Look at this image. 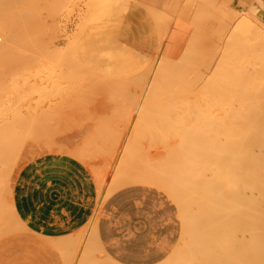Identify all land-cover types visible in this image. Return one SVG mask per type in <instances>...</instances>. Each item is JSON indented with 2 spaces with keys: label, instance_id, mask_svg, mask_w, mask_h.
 <instances>
[{
  "label": "bare ground",
  "instance_id": "bare-ground-1",
  "mask_svg": "<svg viewBox=\"0 0 264 264\" xmlns=\"http://www.w3.org/2000/svg\"><path fill=\"white\" fill-rule=\"evenodd\" d=\"M261 5V4H260ZM40 6V5H39ZM40 8V7H39ZM52 11V10H51ZM54 14V13H53ZM51 15V14H50ZM48 16V15H47ZM40 17V15H39ZM37 18L36 20H39L40 21V18ZM37 21V22H39ZM17 23V22H16ZM36 23V22H35ZM54 23V22H53ZM37 24V23H36ZM39 24H42L41 22ZM56 24V23H55ZM8 25V24H7ZM46 25V24H45ZM14 26V25H12ZM37 26V25H36ZM40 26V25H39ZM33 27V26H32ZM55 27V26H54ZM37 28V27H36ZM51 28V26H50ZM16 29V27H15ZM33 29V28H32ZM40 29V28H39ZM9 30V29H8ZM11 30V29H10ZM38 30V29H37ZM16 31V30H15ZM34 31V30H33ZM32 31V32H33ZM44 33V32H43ZM47 32H45L46 34ZM53 33H54V28H53ZM57 33V32H56ZM43 34V35H45ZM55 34V33H54ZM53 35V34H52ZM50 38L53 40V38H55V36H48L46 34V38ZM53 37V38H51ZM32 39H34L33 37H31ZM40 37L38 36V39ZM7 43L9 42H13V40L15 39V33L13 30H11L7 37L5 38ZM49 39V42L52 43V41H50ZM158 39V38H157ZM29 39H27L28 41ZM126 40H127V37H126ZM164 40V39H163ZM5 41V42H6ZM45 41V39H44ZM48 40H46L45 42L48 44L47 42ZM128 41V40H127ZM165 41V40H164ZM15 42V41H14ZM158 42V41H157ZM4 44V46L2 47L0 45V49H4V47L6 49H8V44ZM35 43V41H34ZM33 43V44H34ZM46 43H44L46 45ZM122 43V42H121ZM1 44V43H0ZM37 44V43H36ZM153 44V43H152ZM156 44V42H155ZM28 45V44H27ZM52 45V44H50ZM128 45V44H126ZM13 46V45H12ZM11 46V48H12ZM29 46V45H28ZM2 47V48H1ZM32 47V46H31ZM159 47V46H158ZM152 48V47H151ZM5 49V50H6ZM155 49V48H153ZM40 50V49H39ZM46 50V49H45ZM49 50V49H48ZM164 50V49H163ZM225 50L224 48L220 51V54H223L225 53ZM3 51V50H2ZM153 51V50H152ZM156 51V50H155ZM158 51V50H157ZM36 52V51H35ZM40 52V51H39ZM51 52V51H50ZM129 52V51H128ZM168 52V50L166 51ZM170 52V51H169ZM228 52V51H227ZM226 52V53H227ZM231 52V51H229ZM238 52V51H237ZM3 53V52H2ZM6 53V52H5ZM16 53V52H15ZM41 53V52H40ZM52 53V52H51ZM105 53V52H104ZM110 53V52H109ZM156 53V52H155ZM218 53V52H216ZM225 53V54H226ZM234 53V52H232ZM231 53V54H232ZM236 53V52H235ZM55 54V53H54ZM170 54V53H169ZM222 54V56H224ZM230 54V56H231ZM7 55V53H6ZM36 55V54H35ZM34 55V56H35ZM45 55V54H44ZM49 55V54H48ZM47 55V56H48ZM128 55V54H127ZM141 55V54H140ZM229 56V53L226 54ZM233 56H235L236 54H232ZM238 55V54H237ZM42 56V55H40ZM46 56V57H47ZM59 56V54H58ZM124 56V55H123ZM130 56H132L130 54ZM134 56V55H133ZM151 56V55H149ZM239 56V55H238ZM4 57V56H3ZM53 57V56H52ZM50 57V59L52 58ZM232 57V56H231ZM45 58V57H43ZM56 58V57H55ZM92 58V57H90ZM97 58V57H96ZM99 58V57H98ZM123 58V57H122ZM127 58V57H126ZM133 58V57H132ZM131 58V59H132ZM143 58V57H142ZM145 58V57H144ZM223 59H221V61H223L225 58L222 57ZM233 58V57H232ZM7 59V58H6ZM9 59V58H8ZM64 59V58H62ZM89 59V58H88ZM112 59V58H111ZM227 59V58H226ZM3 60V59H2ZM12 60V59H11ZM19 60V59H18ZM43 60V59H42ZM41 60V61H42ZM47 60V59H45ZM44 60V61H45ZM52 60V59H51ZM56 60V59H55ZM92 60V59H90ZM98 59H96L97 61ZM101 60V59H100ZM133 60V59H132ZM219 60V57L218 59ZM233 59H231V62ZM241 60V58H240ZM13 61V60H12ZM49 62V60H47ZM66 61V60H65ZM72 61V60H71ZM94 61V59H93ZM92 61V62H93ZM113 61V60H112ZM110 61V62H112ZM145 61V60H143ZM166 61V60H165ZM170 61V60H169ZM210 61V60H209ZM220 61V60H219ZM227 61V60H225ZM230 62V60H228ZM20 62V61H19ZM28 62V61H27ZM43 62V61H42ZM41 62V64H42ZM47 62V63H48ZM60 62V61H59ZM63 62V61H62ZM68 61H66L67 63ZM99 62V61H98ZM159 62V61H158ZM182 62V61H181ZM237 62V61H236ZM234 62V63H236ZM16 63V62H15ZM23 63V62H22ZM44 63V62H43ZM70 63V62H69ZM78 63V62H77ZM89 63V62H88ZM96 63V62H95ZM113 63V62H112ZM146 63V61H145ZM154 63V62H153ZM239 63V61H238ZM24 64V63H23ZM28 64V63H26ZM25 64V65H26ZM51 64V63H50ZM75 64V63H74ZM92 64V63H90ZM111 64V63H110ZM231 64V63H230ZM233 64V63H232ZM241 64V62H240ZM2 65V64H1ZM11 65V64H10ZM16 65V64H15ZM24 65V66H25ZM43 65V64H42ZM41 65V67H42ZM45 67H46V63L44 64ZM62 65V63H61ZM67 65V64H66ZM73 65V64H71ZM148 65V64H147ZM223 65V64H222ZM222 65H218L219 66V69H222L220 68L221 67H224ZM238 65V64H237ZM8 66V65H7ZM29 66V65H28ZM27 66V67H28ZM49 66V65H48ZM55 66V65H54ZM58 67H62V66H59V63L57 65ZM93 66V65H92ZM97 66V64H96ZM106 66V64H105ZM126 66V65H125ZM129 66V65H128ZM145 66V65H144ZM160 66V65H159ZM226 66V65H225ZM26 67V66H25ZM31 67V66H30ZM72 67V66H70ZM77 67V66H76ZM101 67V66H100ZM215 67V66H213ZM227 67V66H226ZM225 67V68H226ZM229 67V65H228ZM238 67V66H236ZM20 68V67H19ZM24 68V67H23ZM51 68V67H50ZM48 67V69L46 70H49L50 69ZM108 68V67H107ZM210 68V67H208ZM208 68H204L205 71H207L206 73H208ZM234 70L236 69L235 66L233 67ZM242 68V67H241ZM14 69V68H13ZM43 69L45 68H42V71ZM53 69V67H52ZM94 69V68H93ZM110 69V68H109ZM154 69V70H153ZM153 69H150L151 71H155V68ZM185 69V68H184ZM217 69V67H216ZM247 69V68H246ZM30 70V69H28ZM57 70V68H56ZM79 71V69H77ZM96 70V68L94 69ZM239 70V69H238ZM17 71V70H16ZM20 71V70H19ZM23 71V70H22ZM45 71V70H44ZM42 72V73H45V72ZM55 71V70H54ZM64 71V70H63ZM61 70V73L63 72ZM76 71V70H75ZM85 71V70H84ZM92 71V69H91ZM99 71V70H98ZM101 71V70H100ZM110 71V70H109ZM128 71V70H127ZM134 71H135V68H134ZM146 71V70H145ZM187 71V70H186ZM214 71V70H213ZM222 71H224L222 69ZM229 71V70H228ZM236 71V70H235ZM243 71V70H242ZM48 72L49 75H47V77L42 80V82L40 83L39 82V85L40 87V91L39 93L43 94V97H40L38 99H40V105H38L37 109H40V117H38V113L36 114V112H38V110L35 111L34 115L38 118H40L38 120V122H40V147L44 146L47 150V148L51 151L52 153V150L56 151L58 150L59 147L57 148H54V146L56 145L55 142L57 141V137H58V140L60 141H66V142H70L72 143H75V141H77L78 139H81L84 137V135H89L87 137H84V139H81V141L83 140V143L82 146L83 148H81L82 150H87V151H82L81 149H77L79 147V145L81 146V142H79L80 144L78 145V141L77 143L74 144V147L76 145V149H70L68 150L67 149V146L68 144L66 145V149H64L63 151L66 152V153H70L71 155H73L74 158H76L78 161H80L82 164L84 163H90L92 165H94V162H92L91 160H95V157H98L99 156V159L100 157H103L104 159H108L109 156H110V161L112 160H116L121 157V162H118L117 164V168L116 169L118 171H116V169L114 170L117 174L114 175V171L113 169H111L113 172L111 175L112 178L111 181L107 182L105 179V177L109 176V174L107 176H105V172L100 169L101 167H97V166H93V170L91 171L92 172V175L91 177L93 176L94 178V181L97 185V188H98V196H99V200H98V209L95 211L96 213L94 214V216L92 217V219L90 218L89 220V223L86 225L85 224V228L78 234H76L75 236L72 235L74 241L76 239L78 245L74 244V241H73V245L74 247L77 246L78 248L80 247V242L83 238H85L87 241L86 243V247L83 246L84 250L88 253V258L85 257V254L83 255V251L81 252V256L82 257H85L86 260H83L85 258L82 259V261H84L82 264H87L86 261L89 262V264H114V262L112 261V259L110 257H106L104 256L105 253H104V250L103 248L101 247L99 241H98V235H97V220H98V211L99 209L102 207V204L111 196L113 195L115 192H117L118 190L120 189H123L125 187H129V186H134V185H141V186H146V187H151V188H155L161 192H163L165 195H167L170 200H172V202L177 206L178 208V212H179V218L182 222V233H181V236H180V239L178 241V244L176 245L174 251L171 253V255L164 261L162 262L161 264H176L178 263L179 261L183 264H264V252H259L261 250H258L257 252L252 250L250 247V245H252L251 241L255 238V237H262V239H264V81L263 82H260V79H251L250 81L248 82H245L244 79L246 77H244L243 81H242V78L240 79L239 77H237L239 80H237V78H235L236 80L233 81L232 77H231V83L230 81H228L229 85V91L232 93V97H221L222 95L221 94H224L225 93H221L220 92V97L217 96V93H216V96L215 97H209L210 95H208V97H206V99H204L205 97H201L199 96L198 97V94H201V93H196L194 96L193 92L195 90H193V92L190 93L191 96L189 97H185V95L182 97H178L177 95L174 96V92L177 93L179 90H173V89H170L168 91H174L172 93L169 92V94L173 95V97L169 94L168 97L164 96V97H157V94H155V91H153V94H152V88L151 87L153 86V84L151 85L149 83L148 80H146V84L145 86L143 87L142 90H139V93L134 94L135 97H123L124 99H117V98H120V97H114L116 98V100H119L120 102L116 103L119 107H115L113 106L114 104H111L113 107L117 108V110L113 109L114 111V114L116 115H113V116H116L115 117H112L110 116V121H109V117L107 115V118L106 117H103L106 118L104 119V121L102 120V118H100L101 116H99L98 119H96L97 117V113L98 111L100 110H107L108 108H111V106L109 107V104L108 103H113V102H110L109 100H105L101 99V97H97L99 99V102L95 105L94 109L96 112L94 116V118L96 120H94L92 118V115L89 116L91 118H87L88 121H85L86 118H85V115L88 114L90 115V113L94 110H92L91 112L88 110V107L90 109V105H87L89 103V97H88V102H86L87 104L84 106V108L82 107L83 102L81 101H78V100H82V101H86L84 100L85 97L83 98L82 96L81 97H45L49 92L51 94H53L50 91L46 90L47 88L51 87L53 88L55 86V83L53 82L54 79H52L51 77L54 78L53 76V72L51 73V70L50 71H46ZM81 72H83L81 70ZM80 72V73H81ZM102 72V71H101ZM99 72V73H101ZM231 72V71H230ZM245 72V71H243ZM242 72V74H243ZM248 72V71H246ZM14 73V72H13ZM16 73V72H15ZM57 75L58 73L60 74V72H56ZM67 73V72H66ZM65 73V74H66ZM78 73V72H77ZM85 73V72H83ZM83 73H81L83 75ZM105 73V71H104ZM110 73V72H109ZM159 73V72H158ZM181 71H180V75H181ZM184 73V72H183ZM192 73V72H191ZM195 73V72H194ZM212 73V72H211ZM208 73L210 75H214V73ZM220 73V71H219ZM227 73V72H226ZM239 73V72H238ZM241 73V72H240ZM264 74V71L261 72ZM260 73V75H261ZM64 74V75H65ZM141 74V73H140ZM189 74V72H188ZM187 73H185V75L187 76L188 75ZM205 75L206 77L208 76ZM217 74V73H216ZM229 74V73H228ZM228 74H226L228 76ZM245 74V73H244ZM243 74V75H244ZM247 74V73H246ZM249 74V73H248ZM258 74V73H257ZM5 75V74H4ZM30 75V74H28ZM33 75V74H32ZM42 75V74H41ZM56 75V76H57ZM63 75V76H64ZM94 75V74H93ZM100 75V74H98ZM103 75V73H102ZM139 75V74H138ZM160 75V73H159ZM178 75V74H177ZM209 75V76H210ZM233 75V74H232ZM241 75V74H240ZM253 75V74H252ZM251 75V76H252ZM31 76V75H30ZM36 76V75H35ZM183 76V75H182ZM181 76V77H182ZM186 76H183L186 78ZM219 75L217 74V77ZM226 76V77H227ZM230 76V75H229ZM234 76H238V75H235ZM233 76V77H234ZM259 76V75H258ZM264 76V75H263ZM263 76H260L263 78ZM34 77V76H33ZM44 77V74L42 76V78ZM58 77V76H57ZM62 77V75H61ZM66 77V76H65ZM73 77V76H71ZM79 77V76H78ZM116 77V76H115ZM126 77V76H125ZM189 77H190V74H189ZM204 77V76H203ZM216 77V76H215ZM222 77V76H221ZM255 78V76H253ZM80 78V77H79ZM127 78V77H126ZM129 78V76H128ZM131 78V77H130ZM144 78V77H142ZM200 78V77H199ZM199 78L197 77V79L199 80ZM228 78V77H227ZM247 78L249 79L248 75H247ZM258 78V77H256ZM261 78V80H262ZM41 79V78H40ZM58 79V78H57ZM56 79V80H57ZM62 79V78H61ZM73 79V78H72ZM71 79V80H72ZM125 79V78H124ZM139 80V78H137ZM181 79V78H180ZM188 79V78H187ZM193 79V77H191V80ZM196 79V78H195ZM195 79H193L195 81ZM196 79V82H199V84H203V82H205V77L204 79L202 80L200 78L199 81H197ZM212 79V78H211ZM224 79V78H223ZM1 80V79H0ZM31 80V79H29ZM34 80V79H33ZM63 80H64V77H63ZM62 80V82H63ZM67 80V79H66ZM66 80L64 82H66ZM70 80V81H71ZM87 80V79H86ZM89 80V78H88ZM97 80V79H96ZM103 80V79H102ZM106 80V79H105ZM129 80V79H128ZM143 80V79H141ZM138 81V82H141ZM210 80V79H208ZM214 80V79H213ZM217 80V79H215ZM221 80V79H220ZM230 80V79H229ZM36 81V80H35ZM38 81V80H37ZM68 81V80H67ZM77 81V80H76ZM81 81V80H80ZM107 81V80H106ZM119 81V80H118ZM121 81V80H120ZM190 81V80H189ZM193 81V82H194ZM259 81V82H258ZM16 82V81H15ZM14 82V83H15ZM27 82H29L27 80ZM60 82V80H59ZM72 82V81H71ZM90 82V81H89ZM94 82V80H93ZM105 82V81H104ZM108 82V81H107ZM111 82V81H110ZM135 82V81H134ZM181 82V81H180ZM184 83V81H182ZM192 82V81H191ZM194 82V83H196ZM201 82V83H200ZM209 82V81H208ZM243 82V83H242ZM6 83V82H4ZM18 83V82H17ZM34 83V82H33ZM32 83V84H33ZM38 83V82H36ZM77 83V82H76ZM88 83V82H87ZM96 83V82H95ZM112 83V82H111ZM117 83L116 81L114 82V84ZM187 83V82H186ZM193 83V84H194ZM206 85L204 84V86H207V82H205ZM215 83V81L213 82ZM30 84V83H29ZM46 84V85H45ZM57 84V83H56ZM58 84H62V83H58ZM99 84V83H98ZM110 84V83H109ZM161 84V83H160ZM185 84V83H184ZM198 83L196 85H193L194 88H188L189 85L187 83V91L189 89H195L197 86L199 87ZM212 84V83H211ZM218 84V83H217ZM222 84V82L220 83ZM226 84V82H225ZM17 87H18V84H16ZM15 85V86H16ZM31 85V84H30ZM29 85V87H30ZM38 85V86H39ZM42 85L44 86V88H42ZM68 85H70V82H68ZM67 85V86H68ZM81 85V84H80ZM111 85V84H110ZM133 85V84H132ZM159 85V84H158ZM181 85V83H180ZM214 85V84H213ZM28 86V85H27ZM33 86V85H32ZM31 86V87H32ZM58 86V85H56ZM82 86H84L82 84ZM105 86V85H104ZM125 86V85H124ZM151 86V87H150ZM161 86H163L161 84ZM176 87V85H174ZM183 86V85H182ZM212 86V85H211ZM220 86V85H219ZM227 86V84H226ZM36 87V86H35ZM65 87V86H64ZM73 87V86H71ZM77 87V86H76ZM80 87V86H79ZM78 87V89H79ZM110 87V86H109ZM120 87V86H119ZM141 87V86H140ZM139 87V89H141ZM154 87V86H153ZM159 87V86H158ZM164 87V86H163ZM203 87V86H202ZM201 87V88H202ZM214 87V86H213ZM217 87V86H216ZM227 87V88H228ZM1 88V86H0ZM3 88V87H2ZM14 88V87H13ZM33 88V87H32ZM32 88H30L32 90ZM60 87H58V91L60 92L59 90ZM70 88V86H69ZM68 88V89H69ZM87 88V87H86ZM92 88V87H91ZM90 88V89H91ZM103 88V87H102ZM101 88V89H102ZM105 88V87H104ZM131 88V86H130ZM162 88V87H161ZM182 88V87H181ZM180 90L182 91L183 89ZM184 88V87H183ZM206 89L207 87H203V89ZM215 88V87H214ZM220 88V87H219ZM218 88V91L221 89ZM223 88V86H222ZM6 89V88H5ZM8 89L7 88V91H5V93L8 92ZM19 91L20 88H16L15 90ZM37 89V88H35ZM32 90L34 92H36V90ZM56 89V88H54ZM53 89V91H54ZM61 89V88H60ZM63 89V88H62ZM61 89V90H62ZM65 89V88H64ZM71 89V88H70ZM76 89V88H75ZM77 89V91H78ZM89 89V90H90ZM112 89V87H111ZM115 89V88H114ZM156 89V88H155ZM175 89V88H174ZM200 89V87H199ZM198 89V90H199ZM204 89V92L205 93L206 91L208 92L209 90L212 92V89H206L205 91ZM224 89L226 90V88L224 87ZM10 90V89H9ZM29 90V89H28ZM27 90V91H28ZM73 90V89H72ZM84 90V89H83ZM107 90V89H106ZM106 90L104 92H106ZM110 89H108V92H109ZM126 90V89H125ZM157 90L156 89V93H157ZM165 90V89H164ZM217 90V89H216ZM222 90V89H221ZM22 93L25 91L22 89L21 90ZM26 91V93H27ZM39 91V90H38ZM85 93L87 90H84ZM83 91V92H84ZM100 91V90H99ZM136 91V90H135ZM159 91V90H158ZM167 89H166V93L168 92ZM177 91V92H176ZM179 91V93L181 92ZM201 91H203L201 89ZM209 91V92H210ZM215 91V89H213V92ZM1 92V91H0ZM12 92L14 93V89H12ZM30 93L31 94H35V93ZM42 92V93H41ZM66 92V91H65ZM82 92V90H81ZM94 92V91H93ZM103 92V90H102ZM101 92V93H102ZM114 92V91H113ZM133 92V91H132ZM138 92V91H137ZM162 92V91H161ZM185 89H184V93H185ZM189 92V91H188ZM196 92H199L197 91L196 89ZM210 93L211 95L213 94V96L215 95V92L214 93ZM228 92V91H227ZM2 93V92H1ZM4 93V92H3ZM10 93V91L8 92ZM17 93V92H15ZM14 93V94H15ZM21 93V94H22ZM23 93V94H24ZM25 93V95H26ZM29 93V92H28ZM27 93V95H29ZM61 93V92H60ZM64 94V92H62ZM61 93V94H62ZM92 93V92H91ZM95 93V92H94ZM131 93V92H130ZM151 93V94H150ZM159 93V92H158ZM165 93V94H166ZM13 94V96H14ZM31 94L29 96H31ZM57 94V93H56ZM80 94V92H79ZM99 94V93H98ZM125 94V93H124ZM182 94V93H181ZM187 94V92H186ZM193 94V95H192ZM208 94V93H206ZM219 94V93H218ZM229 94V93H228ZM234 94V95H233ZM10 95H12L10 93ZM82 95H85V94H82ZM100 95V94H99ZM110 95V94H109ZM127 95V94H126ZM149 95V97L147 96ZM152 95V96H151ZM156 97H154V96ZM162 95V94H160ZM1 96V95H0ZM9 96V95H8ZM7 96V97H8ZM19 96V95H18ZM33 96V95H32ZM69 96V95H68ZM89 96V95H88ZM113 96H115L113 94ZM123 96V94H122ZM151 96V97H150ZM159 96V95H158ZM180 96V95H179ZM204 96V94H203ZM227 96V95H225ZM229 96V95H228ZM15 97H16V94L14 96L13 99H9V100H15ZM27 97V96H26ZM35 97V96H34ZM94 97V96H93ZM93 97H91L93 99ZM96 97V96H95ZM95 97H94V102L96 101L97 102V98L95 100ZM1 98V97H0ZM3 99H0V100H3L5 102L2 103L0 102V110H1V114L3 113L2 110L6 109L7 110L10 108H8L6 105L7 103L9 104H12L14 106V102L11 103V101L7 102L6 100V97L4 98V96H2ZM25 97H23L21 100H23ZM28 98V97H27ZM30 98V97H29ZM33 97H31L32 99ZM37 98V97H36ZM26 99V98H25ZM91 99V100H92ZM110 99V98H109ZM210 99L213 100V102L215 103V106H214V111L218 112V116L221 115V119L224 118V122L221 124L222 126V131H218L216 133H218L216 135V138L214 135H212L213 137L210 138V137H206L203 133H205L202 129H201V126L199 128V125H198V120L200 122V119L199 118V114H200V111H201V107H203V104L204 106L206 105L207 101H210ZM30 100V99H29ZM27 100V102L29 101ZM34 100V99H33ZM115 100V99H113ZM125 102H124V101ZM19 101V100H17ZM16 101V102H17ZM31 101V100H30ZM29 101V102H30ZM123 101V102H121ZM185 101V102H184ZM7 102V103H6ZM22 102V101H21ZM26 102V101H24ZM27 103L26 105H32V102L31 104L30 103ZM34 102V101H33ZM36 102V100H35ZM76 102V103H75ZM78 102V103H77ZM81 102V103H80ZM93 102V101H91ZM213 102H209V103H213ZM19 103V102H18ZM37 103V102H36ZM122 103V104H121ZM207 103V104H209ZM2 104L6 107L4 109H1V106ZM25 104V103H24ZM22 104V106L24 105ZM80 104V106H79ZM91 104V103H90ZM211 104L209 106H211ZM19 105V104H18ZM14 106L15 107H18L17 109L15 110H18L20 109V111H22L21 108H19V106ZM11 106V105H9ZM35 106V105H34ZM40 106V107H39ZM93 105L91 104V107ZM209 106L207 105L208 109H209ZM26 107V106H25ZM81 107V108H80ZM158 108L164 110V112H160V110H158ZM213 108V107H212ZM13 109V107L11 108ZM79 109V111L77 110ZM87 109V112H85L84 110ZM206 107H205V110L203 108L202 112L203 111H206ZM6 110V111H7ZM8 110V111H9ZM14 110V109H13ZM14 110V111H15ZM79 112V114H81V116H78V113L77 111ZM110 110V109H109ZM159 111L161 113V115H164V116H156V113L155 111ZM210 110L211 107H210ZM5 111V110H4ZM13 111V112H14ZM27 111V110H26ZM25 111V112H26ZM33 111V110H31ZM30 110L27 112L29 113L28 118L26 116H23V114H18L20 113L18 111V113L16 114L17 111L14 112V115L12 117V112H4V117L6 116L7 113H10L11 114V121L5 120V118H8L7 116L4 118L3 117V114L2 116H0V119H4V124L8 126L9 124H13L12 126L14 127V124H16L15 121H17V119L15 121H12V119L15 117L17 118L16 116L19 115L20 117V120L23 121V122H20V123H24V120L26 121L27 123V120L30 121V119L32 118L33 122L31 123L30 121V124H34V128L36 126L39 125L38 122H35L34 123V118L35 116L32 115V112ZM81 111V113H80ZM103 111L101 113H103ZM117 111V112H116ZM208 111V110H207ZM236 111L237 113H239V116L242 115V119L240 117V121H238V123H236V125H234V120H233V112ZM34 112V111H33ZM106 112V111H105ZM108 112V111H107ZM112 112V110H111ZM116 112V113H115ZM215 112L212 111V114ZM31 113V114H30ZM85 113V115H83ZM94 114V112H92ZM91 113V114H92ZM100 115H103L101 114ZM211 113V112H210ZM209 113V114H210ZM0 114V115H1ZM75 114L78 116H75ZM87 114V115H88ZM159 114V113H158ZM202 114V113H201ZM205 113H203L204 115ZM208 114V112H207ZM208 114V115H209ZM207 115L208 119L212 116H215V115ZM8 115V114H7ZM16 115V116H15ZM21 115V116H20ZM32 115V116H30ZM86 115V117H87ZM99 115V114H98ZM106 115V114H105ZM110 115V114H109ZM206 115V114H205ZM205 115L203 116L205 119L207 117H205ZM31 118H30V117ZM34 116V117H33ZM83 116L85 118V120H81L83 119ZM104 116V115H103ZM202 116V115H201ZM3 117V118H2ZM217 117V116H216ZM79 118H81L79 120ZM116 121H115V119ZM219 118V119H220ZM27 119V120H26ZM90 119H93V120H90ZM111 119H112V122H111ZM213 119V117L211 118ZM215 119V117H214ZM218 119V117H217ZM218 119V120H219ZM19 120V118H18ZM36 120V119H35ZM76 120H79V121H76ZM108 120V121H107ZM218 120H217V123L213 124L211 121H209V124L210 126H212L211 128L214 129L213 127H215V125L219 124L218 123ZM2 121V120H0ZM2 121V122H3ZM205 121V120H204ZM204 121H201L200 124H202V122ZM213 121V120H212ZM1 122V123H2ZM8 122H11L8 124ZM14 122V123H13ZM19 122V121H18ZM17 122V123H18ZM106 122V124L110 127H108L107 125H104ZM112 124H110V123ZM214 122V121H213ZM216 122V121H215ZM220 122V121H219ZM24 123V127H26V130L28 129V123L26 124ZM38 123V124H37ZM104 123V124H103ZM37 124V125H36ZM209 124H208V128H209ZM214 126H213V125ZM219 124V125H220ZM2 125V124H0ZM18 127H21L23 125H19L17 124ZM27 125V126H26ZM31 125H29L31 127ZM5 126V127H6ZM11 126V125H10ZM108 128H107V127ZM205 126V125H203ZM236 126V127H235ZM245 126V127H243ZM3 128H5L4 126H2ZM2 127H0L2 130ZM12 127V130L11 131H15L16 128V125H15V129H13ZM22 128L25 130V128ZM29 127V128H30ZM39 127V126H38ZM207 127V126H206ZM219 127V126H216V128ZM243 127V128H242ZM7 128V127H6ZM9 128V127H8ZM63 128V129H62ZM207 128V129H208ZM62 129V130H61ZM109 129L111 130V134H109ZM204 129V127H203ZM219 129V128H218ZM221 129V128H220ZM235 129L237 130H240V129H246V132L243 133L245 134V137L243 136V138H241V136L238 134L237 138H234L235 137ZM24 130H21V133H17L16 131H18L16 129V133L14 132V134L11 132H9V136H8V139L10 138H13V137H16L15 138L16 140L18 139L19 140V137L18 135L23 134L26 132V135L24 134V136H27V132L28 131H24ZM29 130V129H28ZM33 132L35 129H32ZM35 130L36 133H38L37 131ZM59 130V131H58ZM61 130V131H60ZM206 130V129H205ZM6 132L7 129H3L1 132H0V138L1 136L2 137H5L6 134L3 133V132ZM145 131V133H143ZM146 131H152L153 133H151L152 135L154 134V136L156 137V134L158 132V139L157 137L155 138L154 136H151L150 138H148V134L146 133ZM208 131V130H207ZM210 131H213V130H209V133ZM215 131V130H214ZM213 131V132H214ZM8 132V131H7ZM6 132V133H7ZM20 132V131H18ZM31 132V131H30ZM61 132V133H59ZM108 132V133H107ZM203 132V133H202ZM143 133V134H141ZM215 133V132H214ZM5 134V136H3ZM17 134V135H15ZM35 135V133H33ZM57 134H60L57 136ZM148 136H146V135ZM207 136L208 135V132L206 133ZM8 135V134H7ZM140 135H145L150 141H148L149 143V146H147V142H145V139L144 141L142 140V136ZM190 135H192L194 137V139H196V141L200 140L201 138L206 137L208 139H210V142L213 144L210 146L209 144V147H206V143H208L207 141H204L206 142L205 143V146L203 147V145H201L203 148H204V152H205V147L206 149L209 148L211 150H208V153L206 151V153H198V156H195L192 155L193 153H197V151H199L195 145L199 146L198 145V142L194 145V142L193 145H194V149L192 148V152H190V150H188L190 148V146L192 145V143L190 142L189 143V137ZM13 136V137H12ZM57 136V137H55ZM62 138H61V137ZM144 136V137H145ZM191 136V137H192ZM47 137V138H46ZM143 137V138H144ZM190 137V138H191ZM10 138V139H11ZM21 138H25L23 137V135H21ZM33 138V137H31ZM46 138V139H44ZM61 138V139H59ZM154 138V139H153ZM7 137L5 138V141H6ZM25 139H28L25 138ZM147 139V140H148ZM205 139V138H204ZM13 138V143L14 141ZM17 140V141H18ZM30 140V139H28ZM28 140H26V142H28ZM34 140V139H31V141ZM36 140V138H35ZM146 140V141H147ZM193 140V139H192ZM4 141V140H2ZM23 142H20V146H19V149H16V150H20L22 147L21 143H25V140H22ZM39 141V140H38ZM80 141V140H79ZM201 141V140H200ZM199 141V142H200ZM209 141V140H208ZM10 142H12V140H10ZM9 140H8V143H10ZM33 142V141H32ZM68 142V143H69ZM2 143V142H1ZM5 143V142H4ZM3 143V144H4ZM7 143V142H6ZM17 143L15 147H17L19 144L18 142H15ZM34 143L36 145H38V142L34 141ZM63 143V142H62ZM61 143V144H62ZM203 142L199 143V144H202ZM2 146H6L7 145H3ZM28 144V143H27ZM27 144H26V147H27ZM59 144V143H58ZM189 144V146L187 145ZM191 144V145H190ZM71 145V144H70ZM73 145V144H72ZM192 145V146H193ZM12 146V145H11ZM32 146H34L32 144ZM59 146V145H57ZM146 150L144 147H146ZM1 147V146H0ZM43 147V148H44ZM63 147L62 145L60 146V148ZM65 147V146H64ZM97 147H98V150H101L100 152L97 150ZM101 149H100V148ZM105 147V148H103ZM186 147L188 149H186ZM200 147V148H202ZM10 148V146H9ZM8 148V149H9ZM69 148V147H68ZM80 148V147H79ZM108 150H107V149ZM190 148V149H191ZM4 149V148H3ZM2 149V150H3ZM6 149V148H5ZM4 149V151H5ZM8 149L6 151H8ZM13 149V148H12ZM39 149V148H38ZM62 149V148H61ZM60 149V150H61ZM96 149V150H94ZM105 149V150H104ZM134 150V152L132 153L131 150ZM195 149H197L195 151ZM15 150V151H16ZM45 150V151H46ZM89 150V152H88ZM91 150V151H90ZM107 150V151H106ZM187 150V151H186ZM203 149H201L202 151ZM15 151H9L10 154H14L12 156H14V159H15V156L18 158L19 156V153L15 152ZM22 151V150H21ZM40 151H42L40 149ZM43 151V152H45ZM53 151V152H54ZM93 151V152H92ZM99 153L98 156H94L96 155L97 153ZM109 151V152H108ZM125 151H131V154L130 155H126L127 153H125ZM15 152V153H13ZM20 152V151H18ZM47 152V151H46ZM62 152V151H61ZM84 152V153H83ZM103 152V153H102ZM108 152V155H104V153H107ZM2 153V152H1ZM1 153H0V156H1ZM6 154V152H4ZM80 155H79V154ZM18 154V155H17ZM29 155V153H27ZM103 154V155H102ZM207 154L206 158H207V162H206V165L203 166V168H201L202 166H200V161L203 160L204 156ZM9 155V154H8ZM84 155V157H83ZM200 155V156H199ZM10 156V155H9ZM9 156H6L7 157V160H9ZM10 156V157H12ZM107 158H106V157ZM3 157V156H2ZM198 157V158H197ZM16 158V159H17ZM12 159V158H11ZM97 159V158H96ZM6 160V158H5ZM6 160V161H7ZM91 161V162H87V161ZM103 160V159H102ZM108 160H103V162L101 160H98L100 162H96L97 165L99 163H107ZM1 161V160H0ZM17 161V160H16ZM96 161V160H95ZM12 162V161H11ZM13 162L15 163V160H13ZM115 161H113L112 164H114ZM2 163V162H1ZM7 163V162H6ZM5 163V164H6ZM10 163V162H9ZM7 163V165L9 164ZM95 163V164H96ZM104 164V168L107 166V164ZM116 163V162H115ZM10 164H13V163H10ZM8 165V166H12V165ZM86 164V165H87ZM110 164V162L108 161V165ZM204 164V163H203ZM1 165V164H0ZM4 165V164H3ZM14 165V164H13ZM99 166V165H98ZM101 166V165H100ZM112 166V165H111ZM114 166V165H113ZM5 167V166H4ZM3 167V168H4ZM94 167H97L96 169H94ZM108 167V166H107ZM115 167V166H114ZM2 168V169H3ZM7 173L6 175V171H2L1 169V173H0V179L1 178H4L5 176V179L2 180L1 179V183L3 181V183L6 184L7 181L10 182L9 178H8V175H11V172L10 169H9V172L7 170V166L5 167ZM11 168V167H9ZM113 168V167H112ZM12 170V169H11ZM90 170V168L88 169ZM106 173H108L109 171V167H108V170H105ZM5 175H1V174H4ZM110 173V172H109ZM190 174V173H195L194 175H196L195 177H193V174L192 175H188L187 177V174ZM3 176V177H2ZM116 176V177H115ZM11 177V176H10ZM115 177V178H113ZM6 178H8L6 180ZM108 178V177H107ZM193 178V179H191ZM189 179H191V181H188ZM15 181V180H14ZM9 182L7 183V185H2L0 183V197H2V193L5 194L4 192V187L6 186L8 189L6 190L9 194L13 195V190L10 189V184ZM188 182V183H187ZM212 183V185L209 186V184ZM209 186L208 190L207 188L205 189V185ZM252 184V190L249 188ZM2 185V186H1ZM13 186V185H12ZM225 188V189H224ZM256 191L254 192L253 191ZM138 190V189H137ZM3 191V192H2ZM190 192V194H192V196H188V198H190L192 200V204L189 203V205H191L190 208H187V204L185 203V196L186 194ZM225 193L226 194V198H224L225 196H223L221 198V194ZM7 194V193H6ZM8 195V194H7ZM6 195V196H7ZM218 195H220L219 197L221 198L219 201H217V197ZM250 195V196H249ZM259 196L261 197V201H262V204L261 202L257 203V204H260V205H254L256 203H253L255 198L253 197H256ZM186 196V197H187ZM4 197V200H1L0 201V210L3 209L4 205H5V210L2 211L3 214H5L7 216V214H10L8 212H5V211H11V216L12 218H6V216H4L3 218V214L1 213L0 211V214L2 216V218H0V238L5 236V235H8V234H11V233H14V232H20L19 230L22 229V224L20 222V220L18 219L16 213H15V209H14V205H13V200L11 202V207L8 206V204H5V203H8L7 201H5V195L3 196ZM117 197V196H116ZM149 197V196H148ZM214 197V198H213ZM250 200H249V198ZM258 197V198H259ZM253 198V199H252ZM3 199V198H2ZM8 199V198H7ZM120 199V198H119ZM212 199L214 203H212ZM255 200H258L260 201L259 199H255ZM9 201V200H8ZM187 201V200H186ZM190 201V200H189ZM249 201H252V202H249ZM191 202V201H190ZM218 202H220L218 204ZM2 203L3 204V207H2ZM130 202H128L129 204ZM108 204V203H107ZM116 204V203H115ZM251 204V205H250ZM10 205V204H9ZM187 205V206H186ZM220 205V206H219ZM7 206V207H6ZM166 206V205H165ZM219 206V207H218ZM96 207V206H95ZM94 207V208H95ZM7 208V209H6ZM8 208H11L8 210ZM97 208V207H96ZM188 210H187V209ZM122 209V208H121ZM126 209V208H125ZM192 211H191V210ZM95 210V209H94ZM186 211H187V214H186ZM191 211V212H190ZM189 212V214H188ZM192 214V216H191ZM199 215V216H198ZM189 216V217H188ZM191 216L192 219L189 220H186V219H189ZM194 216V217H193ZM6 218V219H5ZM8 219V220H7ZM11 219V221H10ZM192 220V221H191ZM193 221H195L193 223ZM192 222L191 225H189L190 223ZM188 224V225H187ZM190 226V228L188 227ZM192 226V227H191ZM189 229H188V228ZM194 228V231H190V229L192 230ZM22 231V230H21ZM191 234H190V233ZM40 236V235H39ZM71 236V235H70ZM68 236V237H70ZM72 237L70 239H72ZM50 239V238H49ZM65 239V238H64ZM69 238H67V242L66 243H69L68 241H70V239L68 240ZM256 239V238H255ZM47 240V239H46ZM57 240V239H56ZM56 240L54 242V240H50V241H53V246L56 245V247H59L60 248V251H64L66 250L65 252L67 253V250H69V245L67 247V244L65 247H67V249H65L62 244L64 243V241L60 242V240H63V239H59L56 243ZM251 240V241H250ZM261 240V239H259ZM256 241V240H254ZM258 241V240H257ZM263 241V240H262ZM261 241V242H262ZM72 242V241H71ZM84 242V241H82ZM258 241V244L261 243ZM51 243V242H50ZM56 243V244H55ZM251 243V244H250ZM257 242H255L256 244ZM65 244V243H64ZM71 246H72V243H70ZM256 244L257 247L259 249V246L261 244ZM16 245V244H15ZM58 245V246H57ZM254 245V244H253ZM255 245V246H256ZM63 248H62V247ZM55 247V246H54ZM55 247V249H56ZM254 247V246H253ZM264 248V246H262ZM260 247V248H262ZM62 248V250H61ZM81 248V247H80ZM255 248V249H256ZM82 249V248H81ZM29 250V249H28ZM76 250V249H75ZM83 250V249H82ZM59 251V252H60ZM70 251V250H69ZM68 251V252H69ZM77 251V250H76ZM263 251V250H262ZM60 252V255H61V259L64 260L65 257H68V261L70 262V260L72 261L73 263V259H71L69 256H70V253H69V256H66L64 255L65 253ZM71 252V251H70ZM79 252V251H78ZM76 252V253H78ZM106 252L107 249H106ZM76 253H74L75 255L74 256H77ZM21 254V253H20ZM63 254V255H62ZM73 254V253H72ZM186 254V255H184ZM109 255V254H108ZM65 256V257H64ZM184 256V258H183ZM186 256V257H185ZM182 257V259H181ZM79 258V257H78ZM70 259V260H69ZM89 259V260H87ZM62 260V261H63ZM67 261V260H66ZM66 261L64 260V263L65 264H68V262L66 263ZM79 259L77 260V263H78ZM81 261V260H80ZM117 261V260H116ZM183 261V262H182ZM75 262V261H74ZM118 262V261H117ZM29 263V262H28ZM63 263V262H62ZM71 263V262H70ZM69 263V264H70ZM71 263V264H72ZM76 263V264H77ZM15 264V263H14ZM81 264V263H80ZM120 264V263H119ZM122 264V262H121Z\"/></svg>",
  "mask_w": 264,
  "mask_h": 264
},
{
  "label": "rangeland",
  "instance_id": "rangeland-1",
  "mask_svg": "<svg viewBox=\"0 0 264 264\" xmlns=\"http://www.w3.org/2000/svg\"><path fill=\"white\" fill-rule=\"evenodd\" d=\"M39 15H40V17H39ZM38 17L40 18V21L36 20ZM37 21H39V22H37ZM40 22L42 24H39ZM12 25H14V26H12ZM50 26H51V28H50ZM15 27H16V29H15ZM53 28H54V33L55 34L53 33ZM10 29L14 31L15 39L13 40V42L7 43L5 38L7 37L8 33L11 31ZM45 32H47L46 34L49 37L50 36H55V38L51 37V38H53V40L48 38V37L46 38ZM43 34H45V35H43ZM38 36L40 37L39 39H38ZM31 37H33L34 39H32ZM126 37H127L128 41L126 40ZM27 39H29V40L27 41ZM44 39H45V41L48 40L47 41L48 44L44 41ZM49 39H50V41H52V43L49 42ZM34 41H35V43H34ZM155 42H156V44H155ZM0 43H1L0 45L2 47L6 43L8 44V47H7L8 49H6L5 47H4V49L2 47H1L2 49H0V79H1L0 80V86H1L0 91L2 92V93L0 92V95H1L0 99H3L2 96H4V98L6 97V100L9 97L8 100H7V102H9V101H11L9 99H13L15 94H16L15 100H12L11 103L15 101L14 106L15 105L17 106L18 104L19 105L21 104L20 105L21 107L24 106L23 108H21L18 105L19 108L22 109V111H20V109L15 110L18 107L14 108V106L12 104H10V103L8 104L6 102L7 103L6 105H8L7 106L8 108H10V107L12 108L13 107V109L15 111H17L16 114L19 111L20 113H18V114L22 113L23 116H25V118H26V116L29 115V113H27L29 110L30 111L31 110L34 111V112L31 111L32 115H34L35 111L38 110V112H36V114L38 113L37 115H38V117H40V115H39L40 114V109H37L38 105H40V99H38V98L43 97V94L41 96V94L39 93L40 91H42V90H40V88H38V87H40L39 82L41 83L42 80H44L47 77V75H49L48 72H46V71H50L51 70V73L52 72L54 73L53 74L54 78L53 77H51V78L54 79L53 82L55 83V86L53 88L49 87V88L46 89L48 91L51 90V92L53 94H51L49 92L45 97H47V96L48 97L49 96L50 97H54V96H56V97H72V96L73 97H81L82 96L83 98L85 97L84 100H86V101L85 102L82 101L83 99L82 100H78V101H81V102L85 103L82 106L83 108L87 104L86 102H88L87 100H88V97H89V103L87 105H90V109H89L88 106L87 107H88V110L90 112L92 110H94L92 108H94L95 106L98 105L97 103L99 102L100 98L98 99L97 97H101V99L103 97V99H105L107 101L109 100L110 102H113V103H108L109 107L111 106V108H108L107 110H104V111L101 110V112L103 111V113H101L100 110L98 111V113L94 110V111H92V112H94V114L91 112L92 114L90 113V115L88 114L87 109H86L84 111L87 112V114H88V115L86 114L87 117H86L85 113L83 114V115H85L86 120H85L84 116H83V119L79 118V120L81 119L82 121L83 120L88 121L89 119L87 120V118H91L89 116L92 115V118L94 120L98 119L99 116H101L100 118H102V120L104 121V119H106L107 115H108L109 121H110V116H111V118L112 117L116 118V116H113V115H116V114H114L113 109L116 106L119 107L116 103L120 102L119 100H116V98H114V97H120V98H117V99H121V97H122V99H124L123 97H132V96L135 97L136 94L139 93V90H142L143 87L145 86V84L147 82L146 80H148L150 84L151 83L153 84L154 87L150 86L151 89L154 88V89H152L151 92L153 94V91H155V94H157V97H164L165 95L168 97L167 94H169V92L170 93L174 92L172 90L171 91H168V90H170V89L177 90L178 89L179 91H181L180 88L182 87L181 89H183V90L180 93H179V91L178 92L176 91L177 93L174 92V96L177 95L178 97H181L184 94L185 97L186 96L189 97V96H191L190 93L193 92V90H195L193 92L194 96L197 95L196 93H201L202 92L201 94H198V97L199 96L205 97L204 99H206V97H208V95H210L209 97H215L216 93H217V96L220 97L219 95H220L221 91H222L221 93H223L225 91L226 93L225 92L224 93H225V95H227V96H225L224 94H221L222 95L221 97H232V96H230V95H232V93L228 90L229 89L228 85L232 81L231 77H232V79L234 81V80H236L235 78L239 77L241 79L243 76L246 75L245 79H244V77L242 78V81H243V79H244L245 82H248L251 79L252 80L253 79L254 80L255 79H260V82H263L264 81V76H263L264 74L261 73V72L264 71V0H0ZM44 43H46V45ZM50 44H52V45H50ZM126 44H128V45H126ZM11 46H12V48H11ZM153 48H155V49H153ZM223 48L225 49V50H223V51H225V53L228 51L226 54L229 53V56H230V54L232 52H234L232 54H236V55L233 56L231 54V56L233 58L231 56L228 57V55H226L225 53L223 54V52H222V54L224 56H222V54L219 55L220 51ZM167 50H168V52H166ZM229 51H231V52H229ZM5 52L7 53V55H6ZM216 52H218V53H216ZM58 54H59V56H58ZM130 54L132 56H130ZM40 55H42V56H40ZM149 55H151V56H149ZM43 57H45V58H43ZM50 57H52L51 58L52 60L50 59ZM90 57H92V58H90ZM218 57H219L220 61L217 60ZM222 57H224V58L226 57L227 59L225 58L223 61H221V59H223ZM62 58H64V59H62ZM240 58H241V60H240ZM45 59L49 60V62L47 60H45ZM90 59H92V60H90ZM93 59H94V61H93ZM96 59H98V60L96 61ZM231 59H233L232 60L233 62H231ZM65 60L68 61V62L66 63ZM143 60H145L146 63ZM225 60H227V61H225ZM228 60H230V62ZM110 61H112L113 63L110 62ZM238 61H239V63H238ZM41 62H42L43 65L41 64ZM234 62H236V63H234ZM240 62H241V64H240ZM26 63H28V64H26ZM45 63H46V67L44 65ZM58 63H59V66H62V67H58L57 66ZM61 63H62V65H61ZM90 63H92V64H90ZM71 64H73V65H71ZM96 64H97V66H96ZM105 64H106V66H105ZM41 65H42V67H41ZM218 65L224 66V67L220 66V68H222L224 71H222V69H219ZM228 65H229V67H228ZM70 66H72V67H70ZM213 66H215V67H213ZM234 66L236 68L235 69L236 71L233 68ZM236 66H238V67H236ZM48 67L49 68L51 67V68L49 70H46V69H48ZM52 67H53V69H52ZM208 67H210V68H208ZM216 67H217V69H216ZM42 68H45V69H43V71L45 70L44 71L45 73H42L43 72ZM56 68H57V70H56ZM93 68L94 69L96 68V70H94ZM134 68H135V71H134ZM153 68H155V71H151L150 70V69H153ZM204 68H208L209 69L208 73L212 72V73H214V75L216 77L206 73L207 71H205ZM28 69H30V70H28ZM77 69H79V71ZM91 69H92V71H91ZM61 70L62 71L64 70V71L61 73ZM81 70L83 72H85V73L81 72ZM242 70L245 71V72H243ZM104 71H105V73H104ZM180 71L182 72L181 75H180ZM219 71H220V73H219ZM246 71H248V72H246ZM56 72H60V74L58 73V75H57ZM80 72L83 73V75ZM99 72H101V73H99ZM158 72L160 73V75H159ZM188 72L190 74V77H189ZM242 72H243V74L244 73L245 74L243 75ZM102 73H103V75H102ZM185 73H187L188 75L186 76ZM216 73L219 75L218 77H217ZM260 73H261V75H260ZM28 74H30L31 76L28 75ZM43 74H44V77L42 78ZM98 74H100V75H98ZM207 74H208V76L206 77L205 75H207ZM226 74H228V76ZM234 74L238 75V76H234ZM61 75H62V77H61ZM182 75L186 76V78L183 77ZM247 75H248L249 79L247 78ZM71 76H73V77H71ZM128 76H129V78H128ZM203 76L205 77V79H204ZM253 76H255V78ZM260 76H263V78L260 77ZM63 77H64V80H63ZM142 77H144V78H142ZM191 77H193V79H195V78L197 79V77L198 78L200 77L202 80L204 79L205 82H207V86H204V84L206 85L205 82H203V84L200 85L199 82H196V79H195V81L193 79L191 80ZM256 77H258V78H256ZM88 78H89V80H88ZM137 78H139V80ZM200 78H199V80H200ZM261 78H262V80H261ZM29 79H31V80H29ZM141 79H143V80H141ZM208 79H210V80H208ZM215 79H217V80H215ZM27 80L29 82H27ZM59 80H60V82H59ZM62 80H63V82H62ZM65 80H66V82H64ZM93 80H94V82H93ZM140 80H141V82H138ZM199 80L197 79V81H199ZM237 80H239V79L237 78ZM115 81L117 83L114 84ZM182 81H184V83L186 85ZM193 81L196 82V83H194ZM214 81H215V83H213ZM228 81H230V83ZM4 82H6V83H4ZM36 82H38V83H36ZM68 82H70V85H68ZM186 82L188 83L189 87L187 86ZM221 82H222V84H220ZM225 82H226L227 86H226ZM58 83H62V84H58ZM160 83L164 87L161 86ZM180 83H181V85H180ZM197 83L200 85L199 86L200 89L197 86L195 89H189L188 90L189 92L187 91V87L191 88V86H192V88H194L195 86L193 87V85H196ZM16 84H18V87H17ZM82 84L84 86H82ZM29 85H30V87H29ZM56 85H58V86H56ZM174 85H176V87ZM184 85L187 86V87H185ZM69 86H70L71 89L69 88ZM71 86H73V87H71ZM130 86H131V88H130ZM202 86L203 87H207L206 89H208V88L209 89H212V88L215 89V91H216V92L214 91L215 95L213 96V94L212 95L210 94V93L213 92V89H212V92L209 89L208 90L210 92L209 91L207 92L206 89L204 88L206 92L203 93L204 89H203ZM222 86H223V88H222ZM58 87H60L61 89L63 88L62 90L59 88V90H60L61 93L64 92V94L63 93L61 94L58 91V89H57ZM78 87H79V89H78ZM111 87H112V89H111ZM139 87L141 89H139ZM224 87L226 88V90L224 89ZM7 88L10 89V90L8 89V92L10 91V93L12 95H10V93H8V92L5 93V91H7ZM16 88H20L19 91H18V89L16 91L15 90ZM30 88H32V90L37 88V89H35L36 92L32 91ZM42 88H44L43 85H42ZM54 88H56V89H54ZM155 88L159 90V91L157 90V93H156V89ZM218 88L220 89L219 92H217ZM12 89H14V93L15 92H17V93L14 94L12 92ZM22 89L24 91L25 90L27 91L29 89L27 91V93L29 92L28 93L29 95L31 93H33V92L35 94H31V96H29V95H27V93L25 91V93H26V95H25L24 92H23L24 94L22 93V91H21ZM53 89H54V91H53ZM77 89H78V91H77ZM83 89L87 90L86 93H85V91ZM108 89H110L109 92H108ZM166 89L168 91L167 93H166ZM184 89L187 92V94H186V92L184 93ZM196 89L199 92H196ZM201 89L203 91H201ZM81 90H82V92H81ZM102 90H103V92H102ZM105 90H106V92H104ZM30 91H31V93H30ZM79 92H80V94H79ZM206 93H208V94H206ZM13 94H14V96H13ZM82 94H85V95H82ZM113 94L115 96H113ZM122 94H123V96H122ZM134 94H135V96H134ZM160 94H162V95H160ZM203 94H204V96H203ZM169 95H171V94H169ZM93 96L94 97L96 96L95 100L97 98L98 99L97 102L96 101L94 102V97ZM171 96L173 97V95H171ZM23 97H25L26 99L24 98L23 100H21ZM31 97H33V98L31 99ZM91 97H93V99ZM147 97H149V95ZM154 97H156V96H154ZM191 97H193V96H191ZM113 99H115V100H113ZM3 100H0V102L3 103L5 101V100L4 101ZM17 100H19V101H17ZM27 100L30 101V102L28 101L30 104L32 102V105H26L28 103ZM35 100H36L37 103L35 102ZM24 101H26V102H24ZM91 101H93V102H91ZM116 101H118V102H116ZM123 101H121V102H123ZM209 102H213V100L210 99V101H207V103H209ZM90 103L93 105L92 107H91ZM207 103H206L205 106L203 104V107H201L199 118L202 117V119H200V122L198 120V125H199V128L202 125L201 129L205 132V133H203V132L202 133L207 138L210 137V136H211L210 138H212L213 137L212 135H214L215 138H216V135L219 133L218 131H220V130L222 131L221 124L224 122L223 121L224 118L221 119L222 118L221 115L218 116L217 115L218 112L216 114V112L214 111V106H215L214 102L212 104L211 103L207 104ZM4 104H5V102H4ZM22 104H24V105L22 106ZM95 104H97V105H95ZM111 104H114L113 106H115V107H113ZM210 104H211V106H209ZM6 105L4 106L2 104L1 109H4L6 107ZM9 105H11V106H9ZM207 105L209 106V109H208ZM79 106H80V104H79ZM112 107H113V109H112ZM205 107L207 108L206 111L202 112L203 108L205 110ZM210 107H211L212 110H210ZM11 108H10V110L9 109L8 110L13 113L12 114V117H13L15 111L13 109H11ZM115 109L117 110V108H115ZM4 110H2L3 117H4V114L6 112H9L7 110V108L4 109ZM77 110L79 111V109H77ZM111 110H112V112H111ZM158 110H160V112H161L163 110V108L162 109L158 108ZM158 110L155 111V112H157L156 116H164V115H161V113ZM212 111L215 112V114L213 113L215 116H212L213 119H211L212 117H210L208 119L210 114L213 115ZM0 112H1V110H0ZM162 112H164V110ZM207 112H208V114L210 112L211 113L208 115ZM80 113H81V111H80ZM100 113L103 114L104 116L100 115ZM203 113L206 114V115L204 114L205 117H207V115H208V117L206 119L203 117L204 116ZM2 114L0 116H2ZM7 114H6V116L8 118H5L6 117L5 116L4 117L5 120L7 119V120L11 121V114L10 113H7ZM76 114H78V116H81L82 113L79 114V112H78ZM76 114H75V116H77ZM95 114L97 115L96 119L93 116ZM32 115H30V116H32ZM36 116L34 118V123L38 122V120L40 119V118H38ZM216 116L218 117V119L220 117L221 118L218 120ZM241 116L242 115L239 116V113H237L236 111L233 112L234 125H236V123H238V121H240L242 119L243 116L242 117ZM16 117L17 118L14 117L12 119V121H15L17 119V121H15L16 124H14V127L12 126L13 124L11 122H8V124L9 123H11V124L6 126L7 123H6V125L4 124V121H3L4 119H0V120L3 121V122L0 121V124H2V125H0V127H2V126L5 127L6 126L7 128L6 127L5 128L2 127V130L3 129H5V130L7 129V131H8V132L6 131L7 133L4 131L3 133H5L6 136L4 134L3 136H5V137L1 136V138H0V146H1L0 147V153L2 152L1 156H0V160H1L0 161V164H1L0 165V173H1V169L4 166L5 167L7 166L8 172H9V169H10V171H12L11 175H8V178H9L10 182L7 181L6 184H5L2 181L3 184L1 182L0 183L2 185H7V183L9 182V184L11 186L10 187L11 190H13V186H14V182H15L14 180L16 179V176H17L19 170L26 163H28V162H30V161H32V160H34V159H36V158H38L40 156L46 155V154H64V155H69V156L73 157V155H71L70 153H66V152L63 151L64 149H66V145L68 144V146H67L68 150H70L71 148L72 149L73 148L76 149V145L74 147V144L77 143V141H78V145L80 144L79 142H81V146L79 145L80 148L78 147L77 149H81V148H83L82 146H84V145H82L83 140L81 141V139H84V137L89 136V135L86 134L87 136L84 135L83 138L78 139L77 141H75V143H73V141H72V143H70L68 141L69 142L68 143L66 141L58 140V137H59L58 135H60V134H57L58 137L55 136V137H57V141L55 142L56 145L54 146V148H57V147H59V148H58L57 151H56V149H55V151L52 150V153H51V151L48 148L46 150V148L44 146L40 147V136H39L40 132H38V131H40V122H38L39 123V125H38L39 127L36 126L34 128V126H33L34 124H32V125L30 124V121L32 120L31 117H30L31 118L30 121H28L26 119L27 123L29 122L28 124L24 120V123H26L28 125V129H29V130L28 129L26 130V127H24L25 126L24 123H20V122H23V121H21L22 119L20 120L19 115H17ZM103 117H106V118L103 119ZM214 117H215V119H214ZM240 117H241V119H240ZM18 118H19V120H18ZM27 118H28V116H27ZM93 119H90V120H93ZM7 120H6V122H7ZM79 120H76V121H79ZM208 120L211 121L213 124L214 123L216 124L217 120H218V123L219 124L221 123V124L220 125L219 124L215 125V127H213L214 129H212L211 128L212 126H210L211 122L209 124ZM115 121H116V119H115ZM201 121H204V122H202V124H200ZM32 122H33V120L31 121V123ZM111 122H112V119H111ZM17 124L23 125L21 127L22 128L24 127L25 130L28 131L27 132V136H24V134L26 135V132L24 134L22 132V134L18 135L19 140L21 142H23L22 140H25V142H26V140L30 139V140H28V142H26V144L28 143L27 147H26L25 143H21L22 147H20L21 148L20 150H16V149H19V146H20L19 140L17 139L18 140L17 141L15 139V138H17V136L16 137L12 136L14 138V140H16V141H14V143H13V138H11V136H10L11 139L10 138L8 139L9 132L12 130V127H13V129L18 127ZM208 124H209V128H208ZM15 125H16V127H15ZM29 125H31V127ZM104 125H107L106 122H105ZM203 125H205V126H203ZM216 126H219V127L216 128ZM21 127L16 128L20 132L16 131V129H15V131L17 133H21V130H24ZM108 127H110V126H108ZM203 127H204V129H203ZM243 127H245V126H243ZM36 128H37L38 131L36 130ZM32 129H35L38 133H36L35 130L33 132ZM210 129L213 130V131L215 130L214 131L215 133L213 131H210V133H209ZM2 130H0V132ZM13 131H11V132L14 134L15 131L14 132ZM11 132H10V134H11ZM150 132L153 133L152 131H150ZM150 132L146 131V133L149 136L146 135V134L145 135L148 136V138L154 136V134H155L154 133L152 135ZM207 132H208L209 136H207V134H206ZM216 132H218V133H216ZM245 132H246V129H244V130L243 129H240V130L235 129V133H234L235 137L234 138H237L238 134L241 136V138H243V136L245 137V134H243ZM33 133H35V135ZM59 133H61V132H59ZM111 133L112 132L109 129V134H111ZM143 133H145V131ZM143 133H141V134H143ZM210 134H212V135H210ZM15 135H17V134H15ZM21 135H23V137H25V138L28 137V139H25V138L22 139ZM140 136H142V140L143 141L147 138L146 136L144 137L143 135H140ZM159 136H158V132H157V134H156L157 139H158ZM191 136L192 135H190V137ZM6 137H7V139L5 141ZM31 137H33V138H31ZM190 137H189V140H190L189 143L190 142L192 143L195 140L194 145L198 142V145H200V147H202L201 145H203V147H204L205 143H206L204 141L208 142V143H206L207 144L206 147H209V144H210V146L213 145L210 142V139H208L209 140L208 141V140H206L207 138L204 137V136H203V138L200 139L201 141L200 140L196 141V139H194L193 136L191 138ZM35 138H36V140H35ZM46 138H44V139H46ZM61 138H59V139H61ZM31 139H34V140H32L33 142L31 141ZM2 140H4V141H2ZM8 140H9V142H10V140H12V142L8 143ZM146 140H145V142H147V143H148V141H150L149 139L147 141ZM34 141L38 142V145H36L34 143ZM15 142H18V144H19L17 147H15L16 144H17ZM201 142H203V143L199 144ZM3 143L5 145L8 144L7 147L6 146H2ZM32 144L34 146H32ZM57 145H59V146H57ZM61 145L63 146V147H61L62 149L60 148ZM187 145L189 146V144H187ZM192 145H193V143H192ZM192 145L190 146V148L194 147V145L193 146ZM9 146H10V148H9ZM147 146H149V143L147 144ZM147 146L144 147L145 150H146ZM195 147L197 149L199 148L198 149L199 151H197V153L196 152L193 153L192 152L193 151L192 148L190 149L188 147L189 148L188 149L186 147V149L190 150V152L193 153L192 155H194V157L198 156V153H201V152H202V154L206 153L207 149L211 150L209 148L206 149V147H205V152H204V148L203 147L200 148L197 145H195ZM3 148L4 149L6 148L5 151H4ZM103 148H105V147H103ZM7 149H8V151H6ZM40 149L42 151H40ZM197 149H195V151ZM201 149H203V150L201 151ZM94 150H96V149H94ZM97 150H98V147H97ZM9 151H15V152L19 153L18 158L15 156V159H14V156H12L14 154L11 153L12 154L11 155ZM18 151H20V152H18ZM43 151H45V152H43ZM82 151H87V150L84 149ZM98 151L100 152L101 150H98ZM131 151H132V153L134 152V150H131ZM131 151H127L128 153L125 151V153H127L126 155H130ZM4 152H6V154ZM15 152H13V153H15ZM88 152H89V150H88ZM108 152L104 153V155L105 154L108 155ZM27 153H29V155ZM95 153H97V152H95ZM207 153H208V151H207ZM8 154L10 156H12V157H10ZM15 155H16V153H15ZM98 155H99V153H97L94 156H98ZM6 156H9V158H8L9 160H7ZM206 156H207V154L204 156L203 160L200 161V166H202L201 168H203V166L206 165V162H207L206 161L207 160ZM83 157H84V155H83ZM5 158H6L7 161L5 160ZM102 159L104 161L108 160V159H110V156H109L108 159H104L103 157H100V159H99V156L95 157L96 161L93 160V159L91 160L92 162H94V165H92L93 163L90 160L87 161V162H91L92 164L84 163V165L87 167V169L90 168L89 171H90L91 174H92L91 171L93 170V166L101 167L100 169H102L105 172V176H107L109 174V176H107L108 178L105 177L106 178L105 180L107 182H109V181H111L110 178H112V176H113V175H111L112 172L116 169L118 162H121L122 159L120 157L119 160L118 159L112 160V161L108 160L110 162L109 165H108V161H107V163L105 162L107 164V166L109 167L108 173H106V171H105V170H108V167L106 166L104 168V166H105L104 164L105 163L104 164L102 163L103 162ZM13 160H15V163L13 162ZM98 160L102 161L101 163L98 164L99 166L96 163V162H100ZM113 161H115L116 163L114 162V164H112ZM6 162L7 163H9V162L13 163L14 165L9 163L12 166H8L9 164L7 165ZM118 166H119V164H118ZM5 167L2 169V171H4V172L6 171ZM9 167H11V168H9ZM97 167H94V169H96ZM110 168L113 169V171ZM117 168H119V167H117ZM116 171H118V170L116 169ZM5 173L7 175L10 172L7 173V171H6ZM5 173L1 174V175H5ZM113 174L116 175L117 173L114 171ZM192 174L193 173H190V174L188 173L187 177H188V175H192ZM194 174H193V177L196 176ZM115 177H113V178H115ZM8 178H6V180ZM1 179L4 180L5 176H4V178H1ZM1 179H0V181H1ZM191 179H193V178H191ZM191 179H189L188 181H191ZM210 185H212V183H210L209 186ZM209 186L207 184V186L205 185L204 188L205 189L207 188V190H208ZM251 187H252V184L249 187L252 190ZM7 189L8 188L5 186L4 189H3L5 194L2 193V197H0V201L4 200L3 196L5 195V197L8 198V199L5 198V201L8 202V203H5V204H8V206L11 207L12 195L9 194L6 191ZM253 191H254V189H253ZM254 192H256V191H254ZM187 195L189 197L192 196V194H190V192H188L186 194V196ZM186 196H185V198H186L187 201L185 200V203L187 204V202H188L187 205H189V203L192 204V200L190 199L191 197L188 198V196L187 197ZM219 196L220 195H218V197H217V201H219L223 196H225L224 198H226V194L225 193L223 194V192L221 194V198ZM258 197L259 196L256 195V197H253V198L259 199L260 201L255 200V199L252 200V201H254L253 203H256L254 205H257V206L260 205V204H257L258 202L259 203L261 202V204H262L261 197H259V198ZM218 198H219V200H218ZM213 200L214 199H212V203H214ZM249 200H250V198H249ZM252 201H249V202H252ZM219 203L220 202H218V204ZM3 204L4 203L1 204L2 207H3ZM190 207H191V205L187 206V208H190ZM4 208H5V205H4L3 209H1V210L4 211L5 210ZM9 209H11V208H8V210ZM2 211H1V213L3 214ZM5 212H8V213L11 214V211L10 212L9 211H5ZM5 214H3V218H4V216H6ZM10 214H7L6 218H9L12 215V214L11 215ZM186 214H187V211H186ZM188 214H189V212H188ZM191 216H192V214H191ZM191 216H190L189 219H186V220L190 221V219H192ZM0 218H2L1 214H0ZM10 218H12V216ZM10 221H11V219H10ZM194 222L195 221H193V223ZM191 224H192V222L189 225H191ZM188 227L190 228V226H188ZM190 231H194V228L192 230L190 229ZM181 233H182V222H181ZM255 238L252 241L250 240L251 243H252V245H250L252 247H250V248L252 250L256 251V252L258 250L262 249L263 251L261 250L259 252H264V248L262 247V246H264V244L263 245L261 244V243L264 242V239H262V237H260V236H259V238L258 237H255ZM259 239H261V240H259ZM254 240H256V241H254ZM257 240L259 242H261L263 240L261 243H259V244H261L259 246V249L256 248L257 247L256 244H258ZM255 242H257V243L255 244ZM260 247H262V248H260ZM184 255H186V254H184ZM183 258H184V256H183ZM181 259H182V257H181ZM176 264H183V263H181L179 261Z\"/></svg>",
  "mask_w": 264,
  "mask_h": 264
},
{
  "label": "crops",
  "instance_id": "crops-1",
  "mask_svg": "<svg viewBox=\"0 0 264 264\" xmlns=\"http://www.w3.org/2000/svg\"><path fill=\"white\" fill-rule=\"evenodd\" d=\"M91 175L84 164L64 154H46L22 166L12 195L22 231L0 238V264H65L64 260L72 263L68 257L61 259L60 246L54 245L56 249L53 246L56 239V243L63 239L60 242L64 241L65 249L69 245L71 252H62L66 256L70 253L69 257L74 258L72 264L78 259L77 264H82V259L89 257L83 248L87 241L83 238L80 242L83 250L74 247L72 235L81 232L98 209V188ZM97 235L104 256L110 257L114 264H161L174 251L181 236L178 208L155 188L125 187L99 209ZM82 251L85 257L81 256Z\"/></svg>",
  "mask_w": 264,
  "mask_h": 264
}]
</instances>
